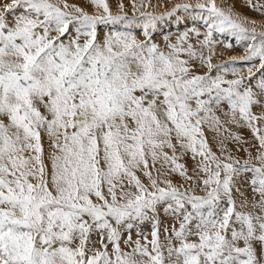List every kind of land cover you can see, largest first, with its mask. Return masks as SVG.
<instances>
[{"label": "snow or ice", "instance_id": "obj_1", "mask_svg": "<svg viewBox=\"0 0 264 264\" xmlns=\"http://www.w3.org/2000/svg\"><path fill=\"white\" fill-rule=\"evenodd\" d=\"M85 2L0 0V264H264V0Z\"/></svg>", "mask_w": 264, "mask_h": 264}, {"label": "rangeland", "instance_id": "obj_2", "mask_svg": "<svg viewBox=\"0 0 264 264\" xmlns=\"http://www.w3.org/2000/svg\"><path fill=\"white\" fill-rule=\"evenodd\" d=\"M123 2H124V4H125V6H126V8L128 7V0H123ZM163 2V0H153V3L154 4H158V3H162ZM178 2H181V0H179ZM216 2H217V4L218 3H221L222 5H223V0H216ZM67 3H69V4H75V5H77V6H80V7H83V8H85L89 13H93V12H95L96 11V9L94 8V6L92 7V5L90 4V2H89V5H82V4H79V3H77V2H73L72 0H67ZM109 3H110V6H111V8H112V5L117 9V0H109ZM169 7L171 6L170 4L168 5ZM240 5L238 4L237 5V9L240 11V12H242L243 14H246L248 17H249V19H255L256 21H257V23L258 24H260L261 22H264V16H262L260 13H257V12H255V11H251V10H249L248 8H246V7H244V8H238ZM159 11H163V10H161L162 8H157ZM157 9H154L155 11L157 10ZM112 11H114L113 9H112ZM159 11H157V12H159ZM116 11H114V13H115ZM197 27H199V25H196ZM185 30V25H183V24H181L180 26H179V29H177V27L175 26V25H173V24H170L169 26H168V28L165 30V32H166V34H171V35H173V37L178 33V31L179 32H182V31H184ZM221 37H217V39H220ZM155 40L158 42V43H163V36H160V35H157L156 37H155ZM219 48H221L222 49V51L224 52V54L226 55L225 57H219L218 55H216L215 57H214V60H213V62L214 63H219V62H221V61H223V60H226V59H228V57H230V56H240V55H243V50L241 49V48H238V47H235V45H234V47H233V49L232 50H227V49H225L224 48V45H222V44H220V45H217ZM235 50V51H234ZM232 51V52H231ZM224 54H223V56H224ZM255 63L256 64H259V61L258 60H256L255 61ZM232 130L233 131H237L236 129H235V127H233L232 128ZM241 131V133H242V135H243V138H244V140H246V141H248L249 143H244V144H242V145H237L235 142H232V141H229L228 142V147H229V149H231L232 151H233V153L234 154H236V155H246V153H244V152H242V151H240V152H238L237 151V148L238 147H242V148H249L250 150H251V147H250V145L252 144V143H255L253 140H252V136H251V133H250V131H248L247 129H241L240 130ZM205 135H206V137L208 138V141H209V145L212 147V150L213 151H216L217 152V154L219 155L220 153H219V148H218V146H217V142H216V139L214 138L215 137V133L214 132H212V131H210L208 128H207V126H205ZM46 145H47V142H46ZM170 151V150H169ZM171 154V153H170ZM179 154V153H178ZM180 163H183V164H185L186 166H187V169H188V171H189V174H191V172H192V170H193V168H194V166H195V161L194 160H192V159H190L189 157H187V156H183L182 158H181V160L179 161ZM181 178V179H180ZM142 179H144L145 180V182H147V178L146 177H142ZM172 179L174 180V182H176V183H183L184 182V178L183 177H180L179 176V174H174L173 176H172ZM145 231L147 232L148 231V229H145ZM133 238H135V234H133Z\"/></svg>", "mask_w": 264, "mask_h": 264}, {"label": "bare ground", "instance_id": "obj_3", "mask_svg": "<svg viewBox=\"0 0 264 264\" xmlns=\"http://www.w3.org/2000/svg\"><path fill=\"white\" fill-rule=\"evenodd\" d=\"M73 2H77V3H79V4H82V5H89V3H86L85 2V0H72ZM179 0H176V2H178ZM218 5H222L221 3H218ZM93 7V6H92ZM238 8H242L241 6H239ZM112 9L114 10V11H117L118 9H116L113 5H112ZM161 10H163V8L161 9ZM113 11V12H114ZM156 11H159L158 9L156 10ZM229 51V50H228ZM235 51V50H234ZM232 52V51H231ZM216 55H218L219 57H225L226 55V53L224 54V52L222 51V49L221 48H219L218 46H216ZM223 54H224V56H223ZM181 179V178H180Z\"/></svg>", "mask_w": 264, "mask_h": 264}]
</instances>
